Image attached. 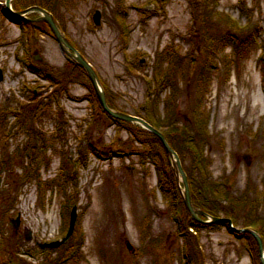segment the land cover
Instances as JSON below:
<instances>
[{
  "label": "rangeland",
  "instance_id": "1",
  "mask_svg": "<svg viewBox=\"0 0 264 264\" xmlns=\"http://www.w3.org/2000/svg\"><path fill=\"white\" fill-rule=\"evenodd\" d=\"M53 1L62 33L92 64L120 109L132 114L141 110L156 54L164 69L175 72L183 119H188V107L200 88L208 113L209 174L252 201L237 215L235 226L245 227L246 212L264 221L262 49L252 45L239 52L225 36L264 27V0ZM1 2L0 153L3 147L11 154L26 144L31 125L42 133L38 143L45 145L38 165L28 166L36 171L21 175L28 161L24 157L0 173V264H252L244 239L224 225L192 229L200 258L194 262L191 251L190 261L185 259L184 238L177 230L181 215L158 187L154 146L109 122L83 71L70 74L59 87L51 83L41 68L59 77L69 71V58L47 23L29 26L22 36ZM96 9L98 23L93 20ZM206 33L215 45L209 55ZM28 102L41 113L33 122L26 117L20 123L15 111ZM81 150L85 155L79 158ZM190 159L186 153L184 164ZM196 174L200 176L198 170ZM176 182V198L183 200V184L177 177ZM74 204L73 233L61 246L44 250L37 241L61 238ZM17 216L14 227L9 219Z\"/></svg>",
  "mask_w": 264,
  "mask_h": 264
},
{
  "label": "trees",
  "instance_id": "2",
  "mask_svg": "<svg viewBox=\"0 0 264 264\" xmlns=\"http://www.w3.org/2000/svg\"><path fill=\"white\" fill-rule=\"evenodd\" d=\"M12 5L16 9H22L30 5H40L50 10L52 13L54 10L53 0H12ZM28 14L30 16H34L37 14V11H31ZM16 20L21 27L22 36H24V33H27V31H29V26H32L36 29L39 27V23L42 22L32 21L25 18H16ZM261 30L264 31V27L256 25L253 26V28L249 32H236V34L229 33L225 36L229 37L230 41L234 44V49L238 50L239 52H243L246 50L248 51L247 48L252 45H260L262 49L260 57L262 60H264V32H260ZM205 41L206 44L208 43L207 51L209 53L207 55H209L210 51H212L215 46L213 37L209 35V33H206ZM26 48H28V46ZM25 59H30V61L28 60L25 62L26 65L34 72H37L38 68L31 63L32 59L28 57H25ZM162 60L163 58L160 57L159 54H156L153 63V77L148 80L147 99L142 104L141 110H139L137 115L142 116L153 126L161 130L169 144L177 151L187 175L191 199L197 207L204 210L205 212L200 213L199 215L202 218H206V213L211 215L222 214L224 216L230 217L232 219V222L236 224V222H238L237 215H240L241 210H244L247 207L246 205H248L252 201L248 198V196H246L245 192L237 195L230 189H228L222 181L213 179L210 176L209 159L207 154L205 153V147L208 142V113L204 112L205 109L202 106V93L200 91V88L195 91L193 102L188 107V119H183L178 110L179 107L177 101L179 93L177 81L175 79V72L174 70L164 69L161 63ZM68 61L70 62L68 72H61L60 76L56 77L52 72L48 70V68H41L44 71V76L51 83H53L54 85H58L59 87L63 80H68L70 74L72 75L77 71H83L84 73H86V71L80 65L70 59ZM89 86L92 92V98L95 100L96 105H98V107L100 108L101 113H103V115L109 120L110 123H113L118 127H126L130 131L131 135L137 136V138L140 139L142 143L148 142L151 145V149H153L152 147L154 146L155 155H153L155 161L154 163L158 171V187L163 192V195L166 199L169 198L176 203L175 208L178 211V214L181 215V219L178 218L177 221V230L180 232V234L183 235L184 238L183 243L186 249L184 255L185 259L187 261H190L191 251L194 253V262H198L200 258L197 255V251L199 250L197 249V247L199 243L195 240L196 233H193L192 229L196 231L199 227L203 226L220 227L224 225L235 236L244 239L252 264H261L257 242L254 236L249 231H234L229 228L227 222L225 221L202 222L191 216L190 212L183 203V200H181L182 197L179 196L180 202L176 198V196L179 195V189L177 186L178 183L176 182V176L173 168L170 165V159L160 138L152 131L142 127L137 122L124 120L106 112L102 108L98 100L92 83ZM57 88L52 91V94L54 91L56 92ZM105 94L107 102L111 107L117 110L125 111L117 107L106 89ZM54 97L57 98L58 96ZM160 103H162V110L159 108ZM2 113L3 111L0 114V122ZM40 113L41 111L39 110L38 105L30 104V102L23 104L22 110L15 111L17 120L20 123H23L26 117H29L30 121L33 122L36 116L40 115ZM27 130L29 141L25 142L26 144H24L22 147L14 148L11 154L7 151L8 149L6 147L2 148L0 153V173L3 170L9 171V169L12 168L17 159L20 160L24 157H28V161L27 166H23L21 175L23 176L24 174L26 176L30 174L31 171H36V167L32 169L28 166L32 163L36 164V166L38 165L36 163L38 152H40L41 147H43L45 144L40 142L38 143V141H40L39 139L42 138V133L37 128L31 125L27 127ZM89 149L92 152H95L97 155L102 156L101 153L103 152L97 150L95 146H92ZM81 151L79 158H81L82 154L85 155V152ZM186 153H188L191 157L189 165L184 164V155ZM40 161L41 160H39V162ZM196 170L200 172V176H197ZM178 214L176 215L178 216ZM242 218L244 222L243 225L245 227H254L261 235L264 243V221H262L259 216H253V214L249 212H246V214L242 215ZM189 228H191V230H189ZM79 242L80 241L76 243V246L73 245L72 247L77 248ZM69 243L71 242H68L67 244ZM61 245L62 244H60L59 246ZM44 250L49 249L44 248Z\"/></svg>",
  "mask_w": 264,
  "mask_h": 264
},
{
  "label": "water",
  "instance_id": "3",
  "mask_svg": "<svg viewBox=\"0 0 264 264\" xmlns=\"http://www.w3.org/2000/svg\"><path fill=\"white\" fill-rule=\"evenodd\" d=\"M4 5L7 10V12L18 18H27V19H42L45 20L48 25L50 26L52 33L54 37L56 38L58 45L60 49L70 58L72 59L75 63L80 65L84 70L86 71L90 81L92 82V85L94 87V90L96 92V95L98 97V100L102 106V108L108 112L109 114L124 119V120H131L139 123L141 126L144 128L152 131L154 134H156L166 152L169 154L172 160V166L175 171L176 177L181 180L183 184V201L190 212L191 216L197 219L198 221L202 222H219V221H225L227 222L228 226L230 229L234 231H249L255 238L257 245H258V250H259V258H260V263L264 264V246H263V240L259 232H257L255 229L251 227H237L233 224L232 219L228 216L224 215H211L207 214V218H202L199 214L200 213H205L204 210L200 209L199 207H196L191 199L190 195V189H189V184L187 180V175L186 172L183 168V165L181 163L180 157L177 153V151L169 144L167 139L165 138L164 134L153 126L150 122H148L145 118H143L140 115L137 114H132L129 112L117 110L115 108H112L109 106L107 103L106 95H105V90L101 86L98 74L92 64L85 58V56L69 41V39L65 36V34L62 33L60 28L57 26L55 19L53 17V14L51 11L47 10L46 8L39 6V5H30L27 6L23 9H15L11 5V0H4ZM37 10L40 12V15L37 18H31L26 15L27 12ZM93 20L94 22L98 23L100 20V11L99 9H96L95 12L93 13ZM4 73L2 68L0 67V80L3 79ZM77 218V205L74 204L73 207L71 208L70 211V217H69V223L68 227L66 229L65 234L56 240H51V241H37V244L40 247H56L59 244L65 242L73 233L74 226H75V221ZM16 220V223L14 222ZM9 222L12 226L17 227L19 225V217L17 216L16 218H10ZM30 236V232L26 234V238ZM130 247V244H129Z\"/></svg>",
  "mask_w": 264,
  "mask_h": 264
},
{
  "label": "flooded vegetation",
  "instance_id": "4",
  "mask_svg": "<svg viewBox=\"0 0 264 264\" xmlns=\"http://www.w3.org/2000/svg\"><path fill=\"white\" fill-rule=\"evenodd\" d=\"M6 12V16L8 17V18H10L11 20H13L14 22H16V20L15 19H13V17L9 14V13H7V11L5 10L4 11V13ZM45 22V21H44ZM35 92V91H34Z\"/></svg>",
  "mask_w": 264,
  "mask_h": 264
}]
</instances>
